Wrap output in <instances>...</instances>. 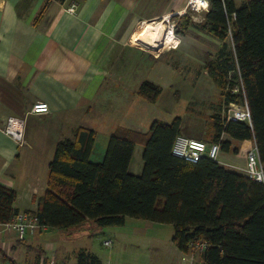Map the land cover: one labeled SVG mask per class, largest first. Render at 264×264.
<instances>
[{
  "label": "trees",
  "instance_id": "obj_1",
  "mask_svg": "<svg viewBox=\"0 0 264 264\" xmlns=\"http://www.w3.org/2000/svg\"><path fill=\"white\" fill-rule=\"evenodd\" d=\"M178 17V35L192 24L219 40L230 32L232 50L223 44L205 69L221 89L225 106L245 101L249 119H227L224 108L222 114L214 112L210 141H218L221 151L236 153L232 142L252 140L264 164V0L238 5L234 0H209L201 24L186 12ZM136 91L155 102L161 88L145 79ZM180 133L179 116L169 122L153 119L145 132L118 125L96 162L90 159L95 131L78 127L73 137L55 144L45 191L37 198L36 210L29 212L40 225L55 228L88 219L100 227L123 225L127 216L169 223L175 246L182 252L201 251L203 264H264V184L207 155L195 162L174 155L171 146ZM138 144L143 147L142 168L132 173L129 165ZM14 200L15 190L0 184V221L19 211ZM197 242L204 246L197 248ZM76 259V264H101L84 249L77 251Z\"/></svg>",
  "mask_w": 264,
  "mask_h": 264
},
{
  "label": "crops",
  "instance_id": "obj_2",
  "mask_svg": "<svg viewBox=\"0 0 264 264\" xmlns=\"http://www.w3.org/2000/svg\"><path fill=\"white\" fill-rule=\"evenodd\" d=\"M185 4L186 0H0V125L9 115L25 121L22 144L0 130V184L15 190L16 210H36L37 198L46 188L55 144L73 137L78 127L95 131L90 159L96 162L103 158L116 126L147 131L120 123L127 117L118 119L120 113L114 108L119 102L111 103L110 111L103 109L104 101L125 99L122 93L113 96V92H104L103 86L109 80L121 84L119 77L133 75L131 61L136 54H145L136 45L146 47L141 28L143 31L148 23L164 29L160 20L154 24L148 21L180 15ZM69 6L74 10H67ZM141 22L143 27L136 29ZM172 35L164 46L172 43ZM145 79L140 78L136 88ZM36 101L47 102L49 111L29 112ZM222 153L229 163L236 161L231 152ZM91 221L65 228L45 226L26 236H17L13 230L0 233V264H48L50 260L54 264H76L79 249L95 254L101 264H113L111 258L103 259L85 242ZM142 223L149 224L142 234L150 237L135 240L139 248H147L139 255L138 264H203L201 251L182 252L175 246L171 224ZM52 229L62 231L60 244L54 238L56 234L45 233ZM65 242H75L70 251Z\"/></svg>",
  "mask_w": 264,
  "mask_h": 264
},
{
  "label": "rangeland",
  "instance_id": "obj_3",
  "mask_svg": "<svg viewBox=\"0 0 264 264\" xmlns=\"http://www.w3.org/2000/svg\"><path fill=\"white\" fill-rule=\"evenodd\" d=\"M242 1L244 0H234L237 5ZM184 9V13L180 15L170 16V18L168 16L166 20H164L166 17L162 20H160L161 18L155 20L156 22L158 20L164 21V27L168 25L170 28L171 26L173 35L171 38L172 43L169 46H164L157 42L149 45L148 42L143 40L141 29V37L143 43L146 44V47L143 46L145 47L143 48L145 54L143 56L136 54L131 61L133 65L130 64L129 67L133 69V75L123 76L124 78L119 77L121 84L117 83L118 85H114L115 83L109 80L103 86L104 92H113V96L122 93L124 95L122 97L125 99L119 98L118 101H104L103 109L108 108L110 111L111 103L119 102L120 105L116 106L118 108H114V110L118 109L121 114H118V117H120L118 119L127 117L126 121L120 120V123H129V125L131 124L144 130L148 129L153 119H162L169 122L175 116H179L181 118V130L184 135L210 141L209 132L211 133L210 122L212 114L214 112L222 114L225 103L221 89L213 83L207 74L205 62L209 58L215 57L223 44L226 50H232V37L231 34L227 33L224 40H219L193 24L185 32L178 35L175 31L176 24L180 18L178 16H182L186 12L196 24H201L204 20L205 11H195L186 7V4ZM168 19L169 21L166 23ZM142 23H139L136 29L141 27ZM164 29L166 30V28ZM133 44H136L134 40ZM140 46L138 45V47ZM143 77L158 84L161 88L155 102L148 101L138 95L133 96L134 93L137 94L136 84L138 80ZM222 138H227V135L223 134ZM100 139L101 136L99 135L98 142ZM245 144L247 148H244ZM235 146H237L236 153H239L240 149L242 151H240V155L229 151L231 152L230 156L236 160L230 163L244 165L246 151L254 146L252 145V140L244 142L242 145L235 142ZM222 155L221 151L219 159L227 161L225 158L223 159ZM141 164V146L138 145L136 146L129 171L140 173ZM126 218L127 220L123 225L100 227L94 221L89 222L87 225L85 242L103 259L111 258L113 264L117 261L122 264H138L141 261L139 255L147 249L139 248L135 240L137 237L148 240L147 237H150V235L142 233L149 224L143 225L142 222L153 221L133 217ZM137 222L141 223L138 224ZM45 233L56 234L54 238H56L57 243H61L60 235L62 231L59 229H52ZM139 233L142 235L139 236ZM108 238L112 239L110 246L104 245L102 242ZM73 244L75 242H65V246L69 251L73 248Z\"/></svg>",
  "mask_w": 264,
  "mask_h": 264
},
{
  "label": "built area",
  "instance_id": "obj_4",
  "mask_svg": "<svg viewBox=\"0 0 264 264\" xmlns=\"http://www.w3.org/2000/svg\"><path fill=\"white\" fill-rule=\"evenodd\" d=\"M186 7L195 11H207L209 9V0H186ZM66 9L69 11L74 10L73 6H69ZM232 15H234V13H232ZM163 17L164 16H162L160 20H162ZM168 21L169 19L166 21V23ZM151 22L156 21L152 20ZM165 28L167 29V34L169 26L167 25ZM136 45L138 46V44ZM140 47L145 48L143 46ZM48 111L49 106L47 102L44 101L34 102L29 110V112L35 114H43ZM223 113L225 117L230 120L249 119V109L245 101L242 103L230 102L227 106H225ZM24 128V118L14 115L7 116L0 125L1 132L8 135L18 144H22L24 141ZM171 152L176 156L182 157L185 160L192 162L197 161L202 155H207L221 164L238 170L264 184V164L258 157L256 145L246 151V160L244 165H237L235 163H229L219 159L221 149L220 143L218 141H204L202 139L186 136L183 133L177 134L175 136L171 146ZM42 227L44 226L39 224L37 216L33 212L26 210H19L9 220L0 221V233L13 230L17 236L32 235ZM103 244L110 246L112 244V239L108 238L103 240ZM194 245L200 249L204 246L203 243L198 242ZM1 264L14 263L4 262ZM48 264H54L53 260H50Z\"/></svg>",
  "mask_w": 264,
  "mask_h": 264
},
{
  "label": "bare ground",
  "instance_id": "obj_5",
  "mask_svg": "<svg viewBox=\"0 0 264 264\" xmlns=\"http://www.w3.org/2000/svg\"><path fill=\"white\" fill-rule=\"evenodd\" d=\"M160 23H164V21L163 22L161 21ZM143 24H142V27H143ZM163 28L165 27L163 26ZM171 34H172L171 26L168 29V32L166 34L165 29H159L158 27L155 28L153 26L148 25V23L144 25V29L142 31L143 40L148 42V44L154 43L153 41H157V42H160L161 44H165V42H167V39H169Z\"/></svg>",
  "mask_w": 264,
  "mask_h": 264
}]
</instances>
